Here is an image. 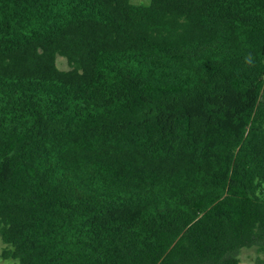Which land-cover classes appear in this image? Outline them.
Returning a JSON list of instances; mask_svg holds the SVG:
<instances>
[{
  "label": "trees",
  "instance_id": "obj_1",
  "mask_svg": "<svg viewBox=\"0 0 264 264\" xmlns=\"http://www.w3.org/2000/svg\"><path fill=\"white\" fill-rule=\"evenodd\" d=\"M0 237L19 264L264 251V0H0Z\"/></svg>",
  "mask_w": 264,
  "mask_h": 264
},
{
  "label": "rangeland",
  "instance_id": "obj_2",
  "mask_svg": "<svg viewBox=\"0 0 264 264\" xmlns=\"http://www.w3.org/2000/svg\"><path fill=\"white\" fill-rule=\"evenodd\" d=\"M134 3L145 4L149 0H132ZM57 66L60 69H69V64L67 59L62 56L57 57ZM3 247V242L0 237V264H19L18 261L13 259H3L1 257V250ZM240 263L239 264H264V251L259 250L257 247L244 248L239 254Z\"/></svg>",
  "mask_w": 264,
  "mask_h": 264
}]
</instances>
